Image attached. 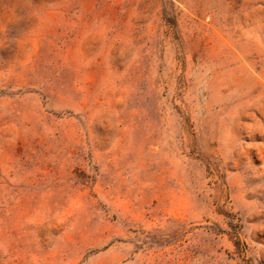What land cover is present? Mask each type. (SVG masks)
Here are the masks:
<instances>
[{"label":"rangeland","instance_id":"rangeland-1","mask_svg":"<svg viewBox=\"0 0 264 264\" xmlns=\"http://www.w3.org/2000/svg\"><path fill=\"white\" fill-rule=\"evenodd\" d=\"M0 264H264V0H0Z\"/></svg>","mask_w":264,"mask_h":264}]
</instances>
